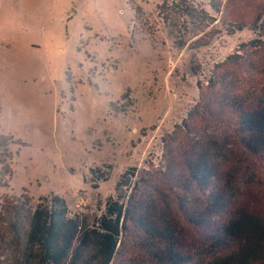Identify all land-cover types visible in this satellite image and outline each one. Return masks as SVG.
I'll list each match as a JSON object with an SVG mask.
<instances>
[{
    "label": "rangeland",
    "instance_id": "1",
    "mask_svg": "<svg viewBox=\"0 0 264 264\" xmlns=\"http://www.w3.org/2000/svg\"><path fill=\"white\" fill-rule=\"evenodd\" d=\"M162 1L0 0V133L11 139L13 171L0 199L35 204L55 195L70 216L89 221L107 202L129 208L152 201L167 209L180 233L184 264H201L211 257L177 200L184 195L187 201L185 188L190 203L208 192L188 177L193 140L201 146L208 136L225 147L211 185L225 201L263 218L264 160L246 151L237 118L220 103L217 88L196 87L190 62L203 64L210 28L197 37L192 25L184 31L170 11L156 14ZM217 6L218 21L249 26L264 0ZM221 38L228 48L219 41L208 47L221 54L218 76L227 75L241 93L264 90V46L242 47L235 64L225 61L232 39ZM95 167L109 179L96 180ZM145 238L127 220L111 264H148Z\"/></svg>",
    "mask_w": 264,
    "mask_h": 264
},
{
    "label": "trees",
    "instance_id": "2",
    "mask_svg": "<svg viewBox=\"0 0 264 264\" xmlns=\"http://www.w3.org/2000/svg\"><path fill=\"white\" fill-rule=\"evenodd\" d=\"M200 1L163 0L156 14L164 17L170 11L184 31L188 25L193 26L195 37L210 28V41L202 49L203 64L190 62L196 87L200 89L204 83L217 88L220 103L237 118L246 151L264 160V90L241 93L227 75L218 76L216 71L223 68V60L218 56L221 54L208 50L216 41L219 48H228L223 44V33L233 44L227 50V62L239 63L242 47H263L264 9L249 26L234 25L217 20V3L222 0ZM213 24L219 26L213 27ZM170 25L177 27L178 24L171 22ZM182 45L184 42L176 46ZM210 57L211 63L205 60ZM206 71L208 74L203 80L202 74ZM203 138L201 146L199 139L193 140L197 146L185 159V165L193 183L208 192L201 195L203 200L190 203V193L185 188L187 201L184 195L177 199L179 211L200 237L198 245L211 257L201 264H264V218L225 201L223 194L211 185L217 172L215 160L225 152V147L208 136ZM11 145V139L0 133V192L8 187L13 176ZM90 170L100 182L109 179L103 176L100 167ZM130 171H122L117 186ZM169 216L166 208L160 209L152 201L129 208L123 203L107 202L103 212L89 221L85 216H70L65 201L55 195L41 197L35 204L23 197L4 196L0 199V264H111L127 220L141 227L146 235L142 251L148 264H184L179 254L181 235L171 225ZM214 217L219 221H214Z\"/></svg>",
    "mask_w": 264,
    "mask_h": 264
}]
</instances>
